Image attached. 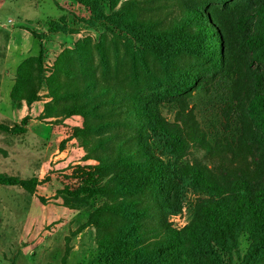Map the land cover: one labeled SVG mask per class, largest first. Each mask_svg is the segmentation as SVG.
I'll list each match as a JSON object with an SVG mask.
<instances>
[{
  "label": "trees",
  "instance_id": "obj_1",
  "mask_svg": "<svg viewBox=\"0 0 264 264\" xmlns=\"http://www.w3.org/2000/svg\"><path fill=\"white\" fill-rule=\"evenodd\" d=\"M76 1L90 10L93 24L127 33L137 43L138 61L144 63L150 51L165 70L163 78L141 82L131 75L133 81L123 85L98 75L82 46L76 61L63 54L57 64L70 82L39 77L40 87L61 102V115L83 119L80 134L109 133L92 148L100 152V164L77 167L71 177L84 182L70 187L75 191L111 200L92 218L98 228L92 262L235 264L237 258L241 264H264V0H184L182 16L164 32L129 7L116 17L105 12L122 0ZM186 53L198 64H182ZM220 77L233 83L240 120L228 117L226 129L234 125L232 139L248 149L249 168L228 171L185 161L196 143L214 147L191 125L171 123L162 112L166 105L182 106ZM233 156V165L247 162ZM15 180L0 175L1 185H21ZM190 191L202 198L189 224L176 229L169 218L181 212Z\"/></svg>",
  "mask_w": 264,
  "mask_h": 264
},
{
  "label": "rangeland",
  "instance_id": "obj_2",
  "mask_svg": "<svg viewBox=\"0 0 264 264\" xmlns=\"http://www.w3.org/2000/svg\"><path fill=\"white\" fill-rule=\"evenodd\" d=\"M183 1L122 0L105 12L115 16L129 7L139 20L164 32L182 16ZM91 17L76 0H0V175L21 182L0 184V264H95L98 228L92 218L111 204L109 198H90L86 191L70 188L84 183L71 178L77 167L100 164V152L92 148L109 133L80 134L83 119L61 115V102L46 86L40 87L39 77L70 82L57 64L63 54L76 61L82 46L88 48L98 75L106 73L110 81L127 85L131 75L141 82L165 77L155 54L148 51L145 62L138 61L137 43L127 33L107 23L93 24ZM182 64L198 63L186 53ZM232 84L220 77L193 92L182 106H163L169 122L186 129L191 125L205 136V145L214 147L196 143L185 161L228 171L250 167L248 149L232 139L234 125L230 132L226 129L228 117L240 120ZM220 144L232 147L215 148ZM234 152L247 162L233 165ZM201 198L188 192L170 224L176 229L188 225ZM245 249L243 244L242 257ZM235 264L241 261L236 258Z\"/></svg>",
  "mask_w": 264,
  "mask_h": 264
}]
</instances>
